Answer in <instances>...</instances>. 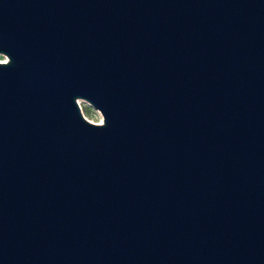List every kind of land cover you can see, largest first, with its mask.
Instances as JSON below:
<instances>
[{
    "label": "water",
    "instance_id": "water-1",
    "mask_svg": "<svg viewBox=\"0 0 264 264\" xmlns=\"http://www.w3.org/2000/svg\"><path fill=\"white\" fill-rule=\"evenodd\" d=\"M0 54V264H264V0H0Z\"/></svg>",
    "mask_w": 264,
    "mask_h": 264
},
{
    "label": "rangeland",
    "instance_id": "rangeland-1",
    "mask_svg": "<svg viewBox=\"0 0 264 264\" xmlns=\"http://www.w3.org/2000/svg\"><path fill=\"white\" fill-rule=\"evenodd\" d=\"M3 57H6V56L3 55V54H0V59H3ZM6 59H7V57H6ZM79 99H81L79 107H80V110H81L82 114L87 119H89V120H91L93 122H102L103 117H102V114L99 111V109L94 107L89 101H87L84 98H77V102H78Z\"/></svg>",
    "mask_w": 264,
    "mask_h": 264
},
{
    "label": "bare ground",
    "instance_id": "bare-ground-1",
    "mask_svg": "<svg viewBox=\"0 0 264 264\" xmlns=\"http://www.w3.org/2000/svg\"><path fill=\"white\" fill-rule=\"evenodd\" d=\"M0 60L4 61V60H6V57H3V59H0ZM80 101H81V99L78 100V102H79L78 104H80Z\"/></svg>",
    "mask_w": 264,
    "mask_h": 264
}]
</instances>
